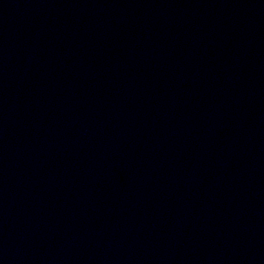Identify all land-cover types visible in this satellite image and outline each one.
Returning <instances> with one entry per match:
<instances>
[{
	"label": "water",
	"instance_id": "95a60500",
	"mask_svg": "<svg viewBox=\"0 0 264 264\" xmlns=\"http://www.w3.org/2000/svg\"><path fill=\"white\" fill-rule=\"evenodd\" d=\"M0 264H264V0H0Z\"/></svg>",
	"mask_w": 264,
	"mask_h": 264
}]
</instances>
